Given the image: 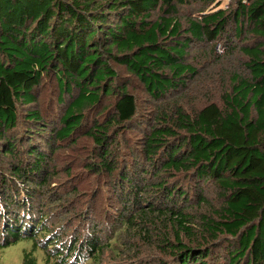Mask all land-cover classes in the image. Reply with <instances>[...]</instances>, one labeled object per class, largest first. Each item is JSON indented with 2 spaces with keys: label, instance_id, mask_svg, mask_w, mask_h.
<instances>
[{
  "label": "trees",
  "instance_id": "trees-1",
  "mask_svg": "<svg viewBox=\"0 0 264 264\" xmlns=\"http://www.w3.org/2000/svg\"><path fill=\"white\" fill-rule=\"evenodd\" d=\"M233 1L235 7L228 12L217 0H0V166L4 174L24 178L28 197L30 190L46 182L48 157L41 145L31 144L29 125H36L35 135L44 136L47 128L55 130L56 123L42 122L38 111L29 110L24 114L28 127L23 133L17 128L19 109L36 103L46 79L56 83L57 104H66L55 142L80 131L86 125L84 113L95 114L103 98L110 97L111 116L110 110L104 121H92L85 132L95 143L98 159L88 169L113 175L125 191L134 190V197L150 194L138 200L134 215L125 209L120 219L123 227L113 233L130 232L146 243L152 240L173 257V264H208L210 251L203 246L225 235L227 264H264V0ZM188 9H196L197 15L183 28L180 14ZM244 28L256 44L240 48L246 73L233 76L230 91L222 95L219 105L209 103L190 112L178 103L165 102L186 89L196 74L188 59L193 44L226 38L231 32L241 38ZM116 67L129 78L120 77ZM138 87L148 99L163 103L152 123L147 113L137 112ZM124 124L131 129L148 126L134 147L137 158L129 171L120 167L117 151L121 134L117 131L130 129ZM40 138L52 148L49 139ZM178 174L192 184L212 182L222 200L216 218H198L179 205L188 201L187 193L181 185L169 183ZM0 180L8 194L12 189L8 179L3 175ZM14 192L9 195L12 204L20 205ZM201 194L199 205L205 202ZM7 198H3L4 208H8ZM140 201L147 207H141ZM22 202L27 205V199ZM42 220L40 215L32 226L24 222L4 226L0 249L25 240L31 247L23 251L22 264H76L71 258L83 250L79 241L57 247L60 234L51 243L52 234ZM43 235L48 239L38 244ZM182 236L195 240L196 246L184 243ZM102 250L92 242L83 260L97 262Z\"/></svg>",
  "mask_w": 264,
  "mask_h": 264
},
{
  "label": "rangeland",
  "instance_id": "rangeland-1",
  "mask_svg": "<svg viewBox=\"0 0 264 264\" xmlns=\"http://www.w3.org/2000/svg\"><path fill=\"white\" fill-rule=\"evenodd\" d=\"M217 5L224 10L227 9L228 12L235 7L233 0H217ZM209 9H213V6H210ZM196 15V9L183 11L180 14L182 27L186 28L187 20L196 17ZM247 33L248 30L244 28L241 38H236L231 32L226 38L220 36L211 42L204 41L193 44L189 50L188 59L196 69V74L190 78L186 89L174 93L170 98H166L165 102L169 105L178 103L190 112L192 109L200 110L209 103L219 105L222 95L230 91V81L233 76L235 74L242 76L246 73L244 69L246 60L240 48L256 44L255 39L248 36ZM116 68L120 77L129 78L123 68ZM135 95L138 105L137 112L147 113L146 116L152 123L156 115L155 111L159 106H163V103L156 104L148 99L140 87L135 90ZM58 96L55 81L53 78H48L37 93L36 103L32 106H22L19 109L17 128L21 133L28 127V124L24 122V114L29 110L38 111L42 122L51 124L54 121L56 127L52 132L47 128L44 136H37L35 135L37 133L36 125H29V133L34 138L31 144L34 147L41 145L48 157L46 160L48 163L44 168L47 173H45L46 182L40 188L30 190V197L24 192L28 187L25 186V179L10 176L7 172L4 174L3 168L0 166V179L4 175L8 179L9 186L17 191L9 189L10 191L6 194V190H3L0 184V231L6 225L15 227L23 222L32 226L41 215L49 235L52 234L51 243L54 241L53 238L60 234L61 240L57 247L75 239L79 241V249L82 245L83 250L75 252L71 258L76 264H173V257L159 249L156 244L152 243V240L146 243L138 237H133L130 232H124L121 235L113 233L114 230L123 227L120 224V219L121 215L124 216L125 209L129 208L131 214L134 215V207L138 200L147 198L150 194L140 193L134 197L132 196L135 193L134 190H132V194L125 191L123 187L119 186L120 183H116V176L113 179V175H109L105 171L97 173L96 170L88 169V165L92 162V164L98 163V159L95 157L97 152L95 143L91 138L85 136L86 129L92 125V121H104L110 110L109 116H111L113 99L103 98L95 114L90 110L84 113L87 117L84 122L86 125H82L80 131L66 141L55 142L54 132L59 127L58 120L63 115L66 106V104L61 106L57 104ZM65 101H68L67 98ZM101 111L103 114L100 116ZM122 126H126V129L130 127V129L122 132L121 130L117 131L121 133L117 135V151L119 148V152H121L120 167L125 166L129 171L133 170L132 162H135L136 150L134 147L143 137V133L148 130V126L133 127V129L130 125ZM37 128L41 129L42 127L37 126ZM40 137L49 139L52 148L45 147V139ZM130 148L134 151L132 152ZM24 167L28 169L27 166ZM0 182L2 181L0 180ZM169 183H173L175 186L181 185L182 190L187 193L188 201L186 203L179 202L180 206L188 207L189 211L198 218L199 216L216 218L213 215H216L217 210L221 207L222 200L218 189L212 182L192 184L186 180L183 174H178L171 178ZM22 189L23 191H21ZM13 192L18 193L15 202H20V205L12 204L9 195L12 196ZM199 194L205 199V202L200 205L197 198ZM5 196L8 197V208H4L3 198L5 199ZM132 198L139 199L133 204ZM23 199H27V205L23 204ZM140 203L143 208L148 205L141 201L139 205ZM2 209H4V213H2ZM109 237L112 238L109 240ZM170 237L174 239L172 232ZM224 238L227 237L219 235L212 244L208 243L203 246L210 251V256L206 259L208 264H227ZM47 239L48 237L43 235L37 242L42 244L41 242H45ZM181 239L187 245L196 246L195 240L192 241L184 236ZM111 241L117 245L110 244ZM9 242L12 243V241ZM92 242L103 250L97 262L95 260L85 262L83 259L89 255L85 252L86 246L88 247ZM13 243L14 245L10 244L6 248L0 249V264H22L23 251L30 249L31 243L25 240ZM113 248L119 252L115 254L111 250ZM239 264L243 263L239 262Z\"/></svg>",
  "mask_w": 264,
  "mask_h": 264
}]
</instances>
